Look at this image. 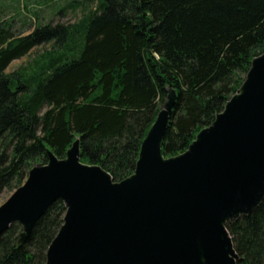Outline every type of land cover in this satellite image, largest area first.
<instances>
[{
  "label": "trees",
  "instance_id": "obj_1",
  "mask_svg": "<svg viewBox=\"0 0 264 264\" xmlns=\"http://www.w3.org/2000/svg\"><path fill=\"white\" fill-rule=\"evenodd\" d=\"M76 9V21L35 22L24 36L0 22V194L46 163V149L62 158L76 138L82 162L125 178L168 87L177 98L162 150L184 151L264 52V0H71L58 14ZM48 43L55 50L30 71L7 72ZM64 212L61 200L51 203L22 245L12 223L0 264H44ZM227 230L237 264H264V199Z\"/></svg>",
  "mask_w": 264,
  "mask_h": 264
},
{
  "label": "water",
  "instance_id": "obj_2",
  "mask_svg": "<svg viewBox=\"0 0 264 264\" xmlns=\"http://www.w3.org/2000/svg\"><path fill=\"white\" fill-rule=\"evenodd\" d=\"M176 98L168 87L133 172L121 180L82 162L78 138L62 158L46 149V163L0 205V236L17 222L22 245L61 200L63 223L44 264H237L227 224L264 199V52L212 122L184 151L165 156Z\"/></svg>",
  "mask_w": 264,
  "mask_h": 264
},
{
  "label": "rangeland",
  "instance_id": "obj_3",
  "mask_svg": "<svg viewBox=\"0 0 264 264\" xmlns=\"http://www.w3.org/2000/svg\"><path fill=\"white\" fill-rule=\"evenodd\" d=\"M69 1L71 0H0V22H11V28L14 33L22 36L30 33L32 25L35 22L46 23L51 21L72 23L81 16L80 9H76L75 11L67 10L66 14L63 16L58 14L60 7ZM53 50L55 49L53 48L52 43L36 46L25 56L13 60L10 63L7 72H13L21 68L23 70L29 69L28 66L33 65L35 59H38V57L45 54V52H52ZM35 66L36 64L33 67ZM161 106L162 104L159 105L158 110ZM24 181L19 186H21ZM14 190H6L0 194V205L6 201Z\"/></svg>",
  "mask_w": 264,
  "mask_h": 264
}]
</instances>
